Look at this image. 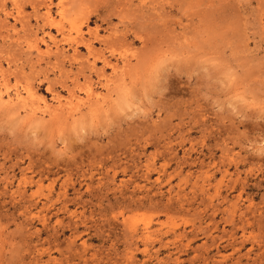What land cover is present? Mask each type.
<instances>
[{
  "label": "rangeland",
  "instance_id": "rangeland-1",
  "mask_svg": "<svg viewBox=\"0 0 264 264\" xmlns=\"http://www.w3.org/2000/svg\"><path fill=\"white\" fill-rule=\"evenodd\" d=\"M0 264H264V0H0Z\"/></svg>",
  "mask_w": 264,
  "mask_h": 264
},
{
  "label": "bare ground",
  "instance_id": "bare-ground-1",
  "mask_svg": "<svg viewBox=\"0 0 264 264\" xmlns=\"http://www.w3.org/2000/svg\"><path fill=\"white\" fill-rule=\"evenodd\" d=\"M47 13H48V12H47ZM52 21H53V20H52ZM70 37H71V36H70ZM72 41H73V40H72ZM87 89H88V88H87ZM86 92H87V91H86ZM25 94L28 96V98H29V97L31 98L32 96H34L29 90H25ZM89 95H90V94H88V96H89ZM18 97H19V94L17 93V94H16V98L19 99ZM22 97H23V96H22ZM93 100H94V99H93ZM20 101H21V100H20ZM23 105H24V103H23ZM143 233H144V232H143ZM143 235H145V234H143Z\"/></svg>",
  "mask_w": 264,
  "mask_h": 264
}]
</instances>
